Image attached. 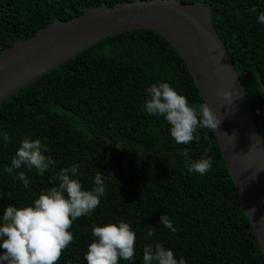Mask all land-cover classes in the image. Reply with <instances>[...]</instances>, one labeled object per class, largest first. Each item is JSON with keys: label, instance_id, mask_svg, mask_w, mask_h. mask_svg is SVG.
I'll return each instance as SVG.
<instances>
[{"label": "trees", "instance_id": "obj_1", "mask_svg": "<svg viewBox=\"0 0 264 264\" xmlns=\"http://www.w3.org/2000/svg\"><path fill=\"white\" fill-rule=\"evenodd\" d=\"M133 1L0 0V52L55 21ZM176 1L200 2L212 13L264 146V23L257 19L264 0ZM158 82L169 83L189 104L204 103L177 50L155 30H134L100 42L1 104L0 226L7 205L33 204L41 191L58 186L54 175L77 164L85 190L98 171L106 190L90 215L73 222L74 240L58 264H87L93 225L120 221L137 238L133 260L118 264H143V248L157 242L186 264H264L214 131L198 129V140L177 144L166 119L146 111V89ZM4 132L11 137L7 144ZM25 136L39 138L47 146L44 154L55 161L44 175L26 166L11 175L4 171ZM200 158H210L211 169L189 172L186 160ZM19 171L28 177V188ZM165 214L174 232L160 223Z\"/></svg>", "mask_w": 264, "mask_h": 264}, {"label": "water", "instance_id": "obj_2", "mask_svg": "<svg viewBox=\"0 0 264 264\" xmlns=\"http://www.w3.org/2000/svg\"><path fill=\"white\" fill-rule=\"evenodd\" d=\"M202 3L136 0L55 21L0 52V105L100 42L155 30L185 61L204 103L220 117L214 131L243 209L264 254V146L233 61ZM230 92L231 97L224 93Z\"/></svg>", "mask_w": 264, "mask_h": 264}, {"label": "clouds", "instance_id": "obj_3", "mask_svg": "<svg viewBox=\"0 0 264 264\" xmlns=\"http://www.w3.org/2000/svg\"><path fill=\"white\" fill-rule=\"evenodd\" d=\"M258 22L264 23V12L258 16ZM148 99L145 101L149 114L163 116L170 124V135L177 144H189L198 140L195 135L198 129L207 128L216 131L221 123L220 117L207 103L189 104L187 97L181 95L169 83L158 82L146 89ZM231 97V93H224ZM7 144L11 137L3 134ZM47 146L42 141L25 136L18 147L10 167L4 171L12 174L14 170L26 166L29 171L36 169L40 175L55 163L44 153ZM183 156L187 158L185 150ZM189 172L206 174L212 166L210 158L187 161ZM28 188L30 181L24 171L17 173ZM52 186L41 191L33 204L17 207L7 205L0 226V264H58L63 251L74 240L69 229L75 220L90 215L101 203L106 185L103 173L98 171L93 187L85 190L79 179V165L64 167L54 175ZM161 224L175 231L172 221L165 214ZM153 231L147 233L148 237ZM93 240L88 245L84 259L87 264H118L123 259L131 261L135 255L136 233L131 225L124 221L93 225ZM143 264H186L183 257L176 258L174 251L162 243L143 248Z\"/></svg>", "mask_w": 264, "mask_h": 264}]
</instances>
